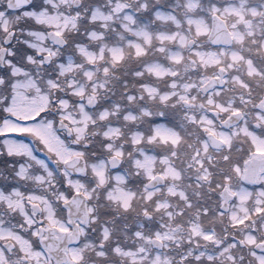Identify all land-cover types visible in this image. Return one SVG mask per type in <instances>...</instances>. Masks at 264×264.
Segmentation results:
<instances>
[{
	"label": "snow or ice",
	"instance_id": "1",
	"mask_svg": "<svg viewBox=\"0 0 264 264\" xmlns=\"http://www.w3.org/2000/svg\"><path fill=\"white\" fill-rule=\"evenodd\" d=\"M0 264H264V0H0Z\"/></svg>",
	"mask_w": 264,
	"mask_h": 264
}]
</instances>
